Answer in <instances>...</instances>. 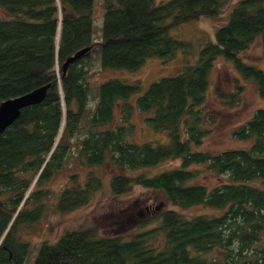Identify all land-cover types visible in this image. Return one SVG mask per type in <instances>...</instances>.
<instances>
[{
  "label": "trees",
  "instance_id": "1",
  "mask_svg": "<svg viewBox=\"0 0 264 264\" xmlns=\"http://www.w3.org/2000/svg\"><path fill=\"white\" fill-rule=\"evenodd\" d=\"M225 1L103 0L97 28L95 0H0L5 13L0 17V104L47 87L40 103L21 109L0 133V264H25L31 248L19 229L40 218L47 190L39 187L73 157L91 167L108 162L126 169L111 178L112 193L137 185L161 192L169 206L155 212L156 225L128 237L98 236L86 228L43 242L33 264H264V187L253 183L264 178V108L233 131L248 146L198 149L215 118L204 109L215 59L231 60L264 98V65L239 55L260 35L264 63V0L236 2L194 63L152 81L143 92L138 80L110 78L92 85L87 68L91 57L101 69L134 71L151 57L167 59L177 50L190 54L191 44L169 35V29L215 18ZM85 47L90 50L63 71L65 60ZM238 79L223 95L229 103L239 100ZM134 110L167 140H130ZM171 159L178 164L151 172ZM203 171L214 173L218 183L199 180ZM101 182L90 172L83 184L64 187L57 211L85 204Z\"/></svg>",
  "mask_w": 264,
  "mask_h": 264
},
{
  "label": "rangeland",
  "instance_id": "2",
  "mask_svg": "<svg viewBox=\"0 0 264 264\" xmlns=\"http://www.w3.org/2000/svg\"><path fill=\"white\" fill-rule=\"evenodd\" d=\"M238 1L226 0L220 15L215 18L200 17L169 29V35L186 40L191 44L190 54L177 50L173 56L167 59L151 57L134 71L101 69L97 57H91L87 67L91 84H98L110 78H118L127 82L138 80L141 92H143L152 81L163 76L177 74L184 63L195 62L199 50L207 41L214 40L216 29L226 22L229 11ZM103 10V0H95L93 14L97 28L101 25ZM3 16L5 13L0 9V17ZM94 35L98 37L96 29ZM262 54L263 46L259 35L239 55L247 63L263 66ZM235 78H239L242 89L238 102L229 103L223 95L229 94L235 89ZM208 80L209 88L205 96L204 109L215 118L214 121L207 124L210 127V132L198 149L217 152L248 146V142L234 137L233 131L248 120L257 108H264V98L259 95L255 83L252 80L241 78L233 62L221 57L215 59ZM135 97L136 95L131 97L132 102L135 101ZM115 119L119 123L117 120L119 119V108L116 111ZM131 122L133 123V132L130 140L137 143L151 140L165 142L167 140L166 133L152 129L144 121V114L137 110H134ZM178 162L177 159L167 160L152 168L151 172L174 167ZM90 172L101 177V187L89 196L85 204L66 212L57 211L56 202L59 192L64 187L83 184ZM125 172L128 171L108 162L94 167L78 162L76 157L65 162L50 180L39 187V189L47 190L40 218L33 224L23 225L19 229L22 239L28 242L31 248L25 264H33L41 243L55 242L67 232L90 228L94 229L98 236L124 235L128 237L139 230L156 225L151 219L156 214L155 212L169 206L167 200L161 192L137 185L122 194L112 193L109 186L111 178ZM199 180L208 186H214L219 181L214 173L208 171L201 172ZM253 183L264 187V178H257ZM35 188L37 187L34 186L33 189ZM28 207L32 208V204L29 203ZM193 210L199 211V209ZM142 223L143 225H141Z\"/></svg>",
  "mask_w": 264,
  "mask_h": 264
},
{
  "label": "water",
  "instance_id": "3",
  "mask_svg": "<svg viewBox=\"0 0 264 264\" xmlns=\"http://www.w3.org/2000/svg\"><path fill=\"white\" fill-rule=\"evenodd\" d=\"M89 50H90L89 47H85L75 52L70 57H68L62 65L63 71L66 70L69 64L81 58ZM46 88H47L46 86L40 87L26 94H22L4 100L0 104V133H2L9 125H11L17 119L21 109L42 101L46 94ZM64 264H71V263H64Z\"/></svg>",
  "mask_w": 264,
  "mask_h": 264
},
{
  "label": "bare ground",
  "instance_id": "4",
  "mask_svg": "<svg viewBox=\"0 0 264 264\" xmlns=\"http://www.w3.org/2000/svg\"><path fill=\"white\" fill-rule=\"evenodd\" d=\"M40 102H41V101H40ZM40 102H39V103H40ZM36 104H38V103H36Z\"/></svg>",
  "mask_w": 264,
  "mask_h": 264
}]
</instances>
